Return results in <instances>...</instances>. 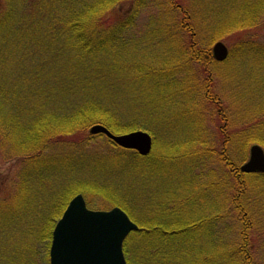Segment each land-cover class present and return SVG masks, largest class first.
<instances>
[{
  "label": "rangeland",
  "instance_id": "1",
  "mask_svg": "<svg viewBox=\"0 0 264 264\" xmlns=\"http://www.w3.org/2000/svg\"><path fill=\"white\" fill-rule=\"evenodd\" d=\"M14 1L24 5L30 2ZM32 1L43 2L47 8L51 0ZM182 1L195 25L192 31L196 35V47L210 48L213 57L214 45L223 42L228 47V57L221 63L213 57L214 62L204 67L203 61L193 58V50L181 48L182 42L188 39L185 32L178 31L182 54L173 36L174 40L150 36L153 28L150 18L159 11L154 5L156 1L151 0L137 17L136 25L123 39L120 36L126 46L123 50L117 49V65L112 69L114 81L118 82L117 97L124 99L127 108H120V122L125 124L130 119L135 127L149 132L154 138L153 150L148 157H134L130 150L120 148L106 136L91 135L93 125L82 127L80 131L83 132L76 134L78 138L82 136L76 140L85 138L84 141L74 144L49 141L51 133L62 123H66V127L73 126L74 121L84 120L91 114L74 113L61 120L54 117L56 110L49 106L47 92L52 82L53 46L47 36L49 30L40 26L43 24L42 13L35 15L34 29L20 28L18 31L11 26L8 17V0H0V57L4 59L0 81L6 101L2 112L7 131V136L0 138V264H50L54 203L61 197H68L70 201L82 194L92 210L121 207L140 227L154 220L152 216L158 202L171 188L167 193L178 194V199L181 194L182 199L192 198V202L183 207V218L178 220L183 224L188 217L195 223L205 221L206 226H212L218 242L232 244L236 241L240 245L246 241L250 260L264 264V178L245 177L250 188L238 198L242 211L230 210L233 195L229 186H232L233 177L227 164L229 159L236 167H241L250 158L251 146L264 147L258 142L248 146L246 142L253 129L259 130L254 123L264 119V0H247L241 23L233 19L234 12L226 13L228 8H233L228 0ZM128 3L125 2L124 10ZM251 19L252 25L255 24L252 30L248 26ZM220 20L226 25L222 33L227 35L219 36L210 44ZM242 24V33L238 27L233 28ZM16 35L26 41L33 38L35 47L17 45L14 43ZM18 41L23 42V39ZM104 62L100 56L96 64ZM19 66L24 67L22 74L18 73ZM132 67H136L139 74L132 73ZM35 70L40 76L34 81ZM122 78L125 80L121 81ZM40 80L43 93L39 96L45 107L37 108L35 96L28 92V83ZM211 98L217 108L211 105ZM24 102L25 108L22 107ZM219 106H223L226 114ZM125 111L132 117L126 116ZM221 113L228 118V125ZM40 121L42 125L35 128ZM249 125L253 126L248 129ZM30 127L33 129L26 134L24 130ZM224 127L232 133L227 142L221 138ZM133 131L136 128L113 133L123 135ZM236 135L239 137L233 139ZM44 143L47 146L42 158L34 157L33 152L27 153L26 148ZM36 159L50 162L79 159V162L70 167L59 164L63 166L61 169L48 168L43 173L44 182L38 183L35 179L38 176ZM132 159H138V162ZM140 159H148L144 164L149 162L141 168L143 171L138 167ZM28 178L32 183L25 182ZM258 181L262 183L261 189L257 188ZM118 205H124L125 209ZM242 231L244 233L240 234ZM210 235L209 232L208 238L197 236L200 251L185 253L184 257L204 256L207 259L194 264H209L214 257H224L222 252L214 255L215 238ZM242 257L239 255V259Z\"/></svg>",
  "mask_w": 264,
  "mask_h": 264
},
{
  "label": "trees",
  "instance_id": "2",
  "mask_svg": "<svg viewBox=\"0 0 264 264\" xmlns=\"http://www.w3.org/2000/svg\"><path fill=\"white\" fill-rule=\"evenodd\" d=\"M25 1L26 0L23 2ZM154 1H156L154 2V5L159 11L150 18V24L153 26L152 31H150V34L152 35L150 36L158 38L159 40H163V38L174 40V37V42L178 43L177 48L180 49L178 31L185 32L188 39L182 42L181 48L184 49L187 47L189 51L193 50V53L195 54V57L193 58L198 62L203 61L205 63L204 67H207L206 64L213 63L214 61L210 48L206 47L198 49L196 47L198 43L195 41L196 35L192 31L195 25H193L190 15L187 14V9L184 5L185 3L182 0ZM228 1L232 2L233 8H228L226 13L234 12L235 14L232 15L233 19L240 21L241 23V20L244 18L242 12H245L244 7L247 4V0ZM8 2V7L10 9L8 17L11 26L14 29H17L18 31L22 28L27 30L34 29V24L37 22L35 15H39L41 12L43 16L41 17L43 18V24L40 26L44 30H49L47 36L49 37V42L53 46V66L51 74L52 82L49 83L47 92L50 96L48 104L56 110V113L53 114L54 117L61 120L67 119L66 117L74 115V113L91 114L84 120L79 122L74 121L73 126L69 125V127H66V123H62L60 128L55 129L52 133L50 132L51 138L49 141L54 144L61 142L74 144L84 141L85 138L83 140H76L82 137L78 138L76 134L83 132L80 131L82 127L85 128L95 124L104 125L114 133H121L130 129L135 130V128L136 130H141L140 128L135 127L130 119H127L125 124L120 122V118L122 117V111L120 108L123 106H125V109L127 108L124 99H119L117 97L118 82L117 80L114 81L112 69L117 65V59L115 57L117 55V49L123 50V47L126 46V42L122 41L120 36L123 39L127 31L131 30L136 25L137 17L141 14L142 10L150 4L151 0H51L47 8L44 7L43 2L40 1L34 2L30 0V2H27V5H24L23 3L19 4L14 0H8ZM125 2H129L126 10H124ZM222 22L223 21L220 20L217 23L213 35L214 38H211L209 41L210 44L215 40H218L219 36L225 37L227 35V33H222L226 26L222 24ZM253 23L254 22L251 19L248 25L251 28L250 30L254 28L255 24L252 25ZM157 25L158 27L155 28ZM237 27L240 33H242L244 30V24H242V26L236 25L233 28ZM17 37L14 39V43L17 45H29V47H35L36 42L33 38L26 41L24 37ZM20 38L23 39V42L18 41ZM105 50L106 52L102 53ZM180 51L182 54L183 51L181 49ZM183 55H185V53ZM100 56L105 59V62L102 65H97L96 62ZM171 58L174 59V56ZM3 65L4 59L0 57L1 79ZM23 69L19 66L18 73L20 72L22 74ZM130 71H132V73L133 71L137 72V68L132 67ZM137 74L139 73L137 72ZM33 75L34 81L39 79L40 75L37 74L36 70L33 72ZM155 76H158L156 71ZM124 80V78L121 79V81ZM41 81L42 80L28 83V92L35 96L37 108L45 107L41 102V96H39L43 93V84H41ZM138 83L142 84L141 81ZM127 86L128 83L125 87ZM2 92L3 86L0 81L1 139H3L4 136H7V131L4 129L3 125L5 114L2 112L4 110L3 108L6 107V101L2 96ZM115 97H117V99ZM211 99V105L213 104L217 108V105L214 103V98ZM24 106H26L25 102L22 107ZM219 109L223 112V106H219ZM2 113L4 119L2 118ZM21 114L23 115V113ZM223 114L226 113L223 112ZM223 114L221 113V118H224V123L228 125V120L226 122V119L228 118ZM125 115L132 117V114L127 111H125ZM40 123L41 121L38 125H33V127L35 126V128H37L41 126L42 123ZM251 126L253 125H249L248 129ZM254 126H258L259 130L253 129V131L250 132L251 135L246 137V142L248 146L250 143L252 144L254 142H258L264 146V119L261 122H258V124L254 123ZM33 127L26 128L24 130L26 131V134H29ZM43 131L47 132L48 129H43ZM238 132L236 131V133ZM231 137L232 133L230 130L228 132L225 130V132L221 134V138L225 140V142ZM236 137H239V135L234 136L233 139ZM191 141L193 140L191 139ZM46 146L47 143H44L43 145L40 144L34 148H26L27 153L33 152L31 154H35L34 157L42 158L43 155L41 154ZM262 148L264 149V147ZM130 153L134 157L138 155L133 151H130ZM138 157L141 156L138 155ZM78 160L79 159H75V162H72L71 159H60L57 162H50L46 159H36L35 168L38 171V176L35 178L37 179L36 182H44L43 173L48 171V168H63V166L59 164L68 167L76 166L77 162H79ZM81 160L86 161V159ZM132 160L138 162V159ZM147 160L148 159H140L138 167L141 169L144 165L149 164V162L144 164ZM151 160L153 161V159ZM227 164L233 177L232 186H229L233 195L230 210L241 213L242 205L239 203L238 198L245 194L246 191H249L250 188L245 177L263 180L264 174L243 173L240 170V167H236L229 159H227ZM141 170L143 171V169ZM29 180L30 178L26 179L25 182L32 183ZM187 182L188 181L185 183ZM257 183V188L261 189L262 183L259 181ZM23 184L26 186L27 183H22V185ZM171 189L167 190V192ZM162 190H157V192ZM167 192H165V198L157 204L158 208L155 209V215L152 216L154 220L147 221V225H140V230L132 233L125 241L124 253L128 264H194L199 260L206 261L207 259L204 256L199 258L194 256L184 257V254H191L198 250L200 251V247L197 244V236L200 235L204 238H208L207 233L209 234V232L211 233L210 236L213 237V239L215 238L212 247L214 255H218L220 252L225 254L224 257L217 256L214 257V259H210L209 264H240V262L241 264H255L250 260L249 250L246 248V241L242 242L240 245H238L236 241L232 242V244L227 243V241L222 243V241L219 240L218 242L212 232V226L210 228L209 226H206V224H204L205 221L202 222L199 220V222L196 221L195 223L192 218L188 217V219H186V224H183L184 222L178 220L179 218H183V215L181 214L183 207L191 203L192 198H187L186 196V199H182L184 196L181 194L180 199H178V194ZM68 202V197L65 199L61 197V199L54 203L55 211L53 213V226L50 229V240L52 239V232L56 221L62 216ZM118 206H122L125 209L124 205ZM127 209L129 210V207H127ZM245 215L246 213L244 216ZM143 216L146 215L144 214ZM212 219L213 217L211 220ZM243 233L244 231L240 232V234ZM239 255L243 256V259H239Z\"/></svg>",
  "mask_w": 264,
  "mask_h": 264
},
{
  "label": "water",
  "instance_id": "3",
  "mask_svg": "<svg viewBox=\"0 0 264 264\" xmlns=\"http://www.w3.org/2000/svg\"><path fill=\"white\" fill-rule=\"evenodd\" d=\"M213 56L218 62L228 57V48L217 42ZM93 135L107 136L117 145L148 156L153 147L150 134L136 131L115 135L101 124L90 128ZM243 173H264V150L259 145L250 148L249 160L240 168ZM139 226L120 207L108 211H94L87 207L79 194L68 204L52 233L50 264H127L124 243Z\"/></svg>",
  "mask_w": 264,
  "mask_h": 264
}]
</instances>
